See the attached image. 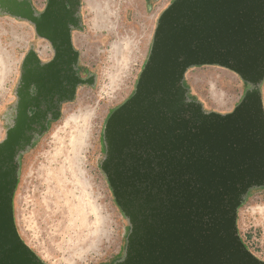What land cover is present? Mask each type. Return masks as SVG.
<instances>
[{
  "label": "water",
  "instance_id": "95a60500",
  "mask_svg": "<svg viewBox=\"0 0 264 264\" xmlns=\"http://www.w3.org/2000/svg\"><path fill=\"white\" fill-rule=\"evenodd\" d=\"M81 0H0V14L29 23L17 101L0 143V264H46L24 243L14 215L20 157L76 99L83 78L73 33ZM219 66L246 85L226 114L190 97L186 74ZM264 0H174L161 14L134 95L110 116L103 171L130 230L113 264H264L242 242L238 212L264 188Z\"/></svg>",
  "mask_w": 264,
  "mask_h": 264
},
{
  "label": "rangeland",
  "instance_id": "374dc122",
  "mask_svg": "<svg viewBox=\"0 0 264 264\" xmlns=\"http://www.w3.org/2000/svg\"><path fill=\"white\" fill-rule=\"evenodd\" d=\"M174 0H81L83 31H75L81 76H95L59 120L20 157L15 222L24 243L46 264H113L123 258L130 226L103 171L111 114L135 93L161 14ZM39 11L47 0H32ZM34 45L53 57L33 27L0 14V143L17 101L23 59ZM190 97L208 112L226 114L246 85L234 72L200 66L186 74ZM264 102V83L262 85ZM238 232L264 262V188L250 192L238 212Z\"/></svg>",
  "mask_w": 264,
  "mask_h": 264
},
{
  "label": "crops",
  "instance_id": "0c3cea01",
  "mask_svg": "<svg viewBox=\"0 0 264 264\" xmlns=\"http://www.w3.org/2000/svg\"><path fill=\"white\" fill-rule=\"evenodd\" d=\"M74 34V33H73ZM74 36V39H75V35H73Z\"/></svg>",
  "mask_w": 264,
  "mask_h": 264
}]
</instances>
